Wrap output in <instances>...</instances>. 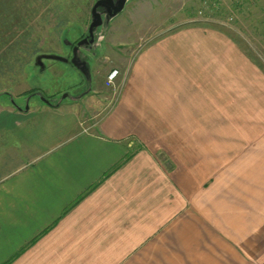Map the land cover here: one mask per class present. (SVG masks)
Instances as JSON below:
<instances>
[{"label":"crops","instance_id":"0c3cea01","mask_svg":"<svg viewBox=\"0 0 264 264\" xmlns=\"http://www.w3.org/2000/svg\"><path fill=\"white\" fill-rule=\"evenodd\" d=\"M136 52L89 119L0 110V264H264V73L203 24Z\"/></svg>","mask_w":264,"mask_h":264},{"label":"rangeland","instance_id":"374dc122","mask_svg":"<svg viewBox=\"0 0 264 264\" xmlns=\"http://www.w3.org/2000/svg\"><path fill=\"white\" fill-rule=\"evenodd\" d=\"M95 1L0 0V110L13 109L10 99L24 109L28 95L37 93L52 105L35 95L25 113L60 106V114L89 119L115 97L106 83L110 71H118L117 86L141 46L195 24L229 34L264 73V0H129L107 26L95 31L92 46L77 53L90 65L86 92L85 78L70 59L75 42L87 33ZM84 91L78 101L71 99ZM64 94L68 99L59 103Z\"/></svg>","mask_w":264,"mask_h":264},{"label":"water","instance_id":"95a60500","mask_svg":"<svg viewBox=\"0 0 264 264\" xmlns=\"http://www.w3.org/2000/svg\"><path fill=\"white\" fill-rule=\"evenodd\" d=\"M129 0H97L94 5L91 8V22L89 24L88 27V34L87 37L78 41L73 47H72V57L70 59V64L79 71V73L85 78V85H87V87L90 85L91 83V74H90V65L89 62L86 60H80L77 53L78 51H80V48L85 45V44H92L94 42V33L95 31L103 26H107L110 21L112 19H114L118 14H120L124 7L125 4L128 2ZM103 8L104 9V18L102 17L101 13H99V9ZM89 38V40H88ZM51 59H56V60H60V61H64L66 62V59L63 58H59V57H55V56H50ZM37 61H40V57H38L36 59ZM86 92L89 91V87L88 89L85 90ZM83 92L81 95L77 96V97H70L73 101H78L86 92ZM38 96L39 98L41 97L40 94L34 93L28 96V98L25 100L26 105L24 107V109H21L20 107H18L14 101L12 99H10V103L13 105V107H15L16 109H18L19 111H23V112H27L28 110V106H27V102L29 101V99L32 96ZM64 99H68V95L64 94V96L61 97V100L59 101V103L64 100ZM40 101H42L44 104L46 105H52V103L49 100L40 98ZM59 105V104H57Z\"/></svg>","mask_w":264,"mask_h":264},{"label":"built area","instance_id":"2783aa9c","mask_svg":"<svg viewBox=\"0 0 264 264\" xmlns=\"http://www.w3.org/2000/svg\"><path fill=\"white\" fill-rule=\"evenodd\" d=\"M118 76V71L117 70H112L108 73L107 78H106V83H107V87L109 88H116V78Z\"/></svg>","mask_w":264,"mask_h":264},{"label":"flooded vegetation","instance_id":"af4514ba","mask_svg":"<svg viewBox=\"0 0 264 264\" xmlns=\"http://www.w3.org/2000/svg\"><path fill=\"white\" fill-rule=\"evenodd\" d=\"M96 1H97V0H96ZM96 1H95V2H96ZM114 1H115V0H114ZM93 5H94V4H93ZM98 11H99V13H101L102 17L104 18V16H105V15H104V9H103V8H100ZM88 27H89V26H88ZM87 34H88V29H87V33H86V35L83 36L80 40L86 38V37H87ZM94 35H95V33H94ZM80 40H78V41H80ZM88 40H89V38H88ZM78 41H77V42H78ZM77 42H75V44H76ZM93 43H94V42H93ZM93 43H92V44H93ZM75 44H74V45H75ZM92 44H85V45H83V46H84V47H87V48H90V47L92 46ZM28 96H29V95H28Z\"/></svg>","mask_w":264,"mask_h":264},{"label":"trees","instance_id":"16d2710c","mask_svg":"<svg viewBox=\"0 0 264 264\" xmlns=\"http://www.w3.org/2000/svg\"><path fill=\"white\" fill-rule=\"evenodd\" d=\"M235 40V39H234ZM238 44V43H237ZM36 91H38V90H36ZM32 94H34V93H32Z\"/></svg>","mask_w":264,"mask_h":264}]
</instances>
